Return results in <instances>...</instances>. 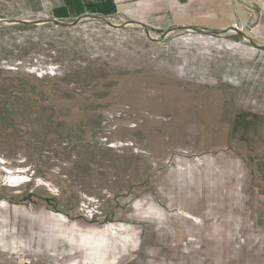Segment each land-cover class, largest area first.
I'll return each mask as SVG.
<instances>
[{
	"label": "rangeland",
	"instance_id": "1",
	"mask_svg": "<svg viewBox=\"0 0 264 264\" xmlns=\"http://www.w3.org/2000/svg\"><path fill=\"white\" fill-rule=\"evenodd\" d=\"M148 1L0 0V264H264V0L249 42Z\"/></svg>",
	"mask_w": 264,
	"mask_h": 264
},
{
	"label": "crops",
	"instance_id": "2",
	"mask_svg": "<svg viewBox=\"0 0 264 264\" xmlns=\"http://www.w3.org/2000/svg\"><path fill=\"white\" fill-rule=\"evenodd\" d=\"M62 4L54 11V20L77 19L84 15H108L116 10L115 2L137 4L138 14L153 13L154 7L148 0H60ZM153 0H150V2ZM158 10L167 13L166 17L176 28H201L218 32L229 28L235 22L245 23V9L240 0H156ZM260 9V8H259ZM120 228H103L102 235H112Z\"/></svg>",
	"mask_w": 264,
	"mask_h": 264
},
{
	"label": "water",
	"instance_id": "3",
	"mask_svg": "<svg viewBox=\"0 0 264 264\" xmlns=\"http://www.w3.org/2000/svg\"><path fill=\"white\" fill-rule=\"evenodd\" d=\"M84 16H87V17H91V18H94V19H96V20H99V21H102V22H106L104 19H102V18H100V17H97V16H93V15H84ZM84 16H82V17H84ZM82 17H79V18H77L76 20H75V22H78V21H80V19L82 18ZM51 23H53L54 25H56V26H70V25H68V24H66V23H63V22H60V21H57V20H51L50 21ZM134 23V22H133ZM0 24H4V25H7V24H28L27 22H24V21H14V22H8V21H0ZM107 25H109L110 27H113V28H118V27H116V26H114V25H111V24H108V23H106ZM136 24H138V25H140L141 27H142V29H143V31L145 32V33H148V31L145 29V27H144V25H142L141 23H136ZM121 27V26H120ZM177 30H181V31H191V32H197V33H201V34H207V35H210V36H212V35H226L230 30H233L235 33H238L240 36H242L245 40H247L248 42L250 41V40H248L239 30H237V29H233L232 27H231V29H225V30H223V31H218V32H212V33H206V32H204V31H202V30H198V29H194V28H185V27H181V28H177ZM169 32H167V33H165L161 38H165L166 36H167V34H168ZM149 40H152V39H149ZM154 41V40H153ZM251 43V42H250ZM251 44H253V43H251Z\"/></svg>",
	"mask_w": 264,
	"mask_h": 264
},
{
	"label": "bare ground",
	"instance_id": "4",
	"mask_svg": "<svg viewBox=\"0 0 264 264\" xmlns=\"http://www.w3.org/2000/svg\"><path fill=\"white\" fill-rule=\"evenodd\" d=\"M136 23H138V22H135L134 21V23H131L129 26L130 27H134V26H137V27H141L140 25H138V24H136ZM142 28V27H141ZM233 29H236L235 27H232ZM238 30V29H237ZM144 32V31H143ZM228 34H230V35H232V34H234V31L233 30H230L228 33H227V35ZM144 35L146 36V38L147 39H152V40H156V39H154V38H152L150 35H149V33H145L144 32ZM245 40V39H244ZM245 41H247V40H245Z\"/></svg>",
	"mask_w": 264,
	"mask_h": 264
}]
</instances>
